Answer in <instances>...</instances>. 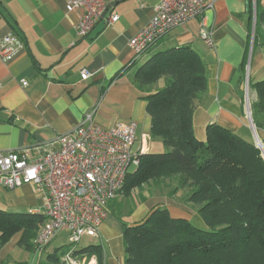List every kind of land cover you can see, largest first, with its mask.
Wrapping results in <instances>:
<instances>
[{"label":"crops","instance_id":"0c3cea01","mask_svg":"<svg viewBox=\"0 0 264 264\" xmlns=\"http://www.w3.org/2000/svg\"><path fill=\"white\" fill-rule=\"evenodd\" d=\"M157 4L158 0H109L105 15L88 37L81 38L77 25L83 11L68 13L63 0H0V42L13 33L26 45L14 61L0 59V152L27 149L35 159L94 111L93 122L102 128L117 121L136 122L137 136L151 153L157 140L150 137L146 97L164 88L165 81L141 90L134 77L157 53L186 46L205 62L208 81L194 113L196 138L206 142L207 127L214 124L250 137L247 101L257 102L250 85L264 81V41L255 44L256 14L264 11V0H214L213 9L203 17L174 29L136 59L129 42L151 21ZM112 15L118 21L109 25ZM204 28L213 33L212 47L200 38ZM84 71L91 75L87 80L82 79ZM22 80L29 85L22 87ZM259 136L264 142L263 131ZM156 206L168 209L173 218L206 228L182 192L172 198L145 196L129 213L109 205L99 237L90 238L87 246L102 248L104 264H125L124 228L144 220ZM0 211L43 215V200L31 185L16 189L0 185ZM68 236L58 235L36 254L19 246L22 233L17 234L0 251V264H45L50 254L68 248Z\"/></svg>","mask_w":264,"mask_h":264},{"label":"trees","instance_id":"16d2710c","mask_svg":"<svg viewBox=\"0 0 264 264\" xmlns=\"http://www.w3.org/2000/svg\"><path fill=\"white\" fill-rule=\"evenodd\" d=\"M261 39L264 11L256 14L255 44ZM160 80L165 86L149 93L146 110L150 137L160 140L165 152L142 156L122 192L130 197L136 189L156 187L168 191L163 197L172 198L185 191L184 201L196 208L206 228L173 218L168 209L156 206L144 220L124 228L125 264H264L261 151L251 137L215 124L207 127L206 142L196 138L194 113L208 81L206 64L191 47L157 53L134 77L141 90ZM250 88L257 93V102L251 105L254 125L264 132V81ZM45 221L44 215L0 211V251L22 233L19 246L34 252V240ZM67 249L50 254L45 264H61ZM75 254L95 255L104 264L100 246L79 248Z\"/></svg>","mask_w":264,"mask_h":264},{"label":"built area","instance_id":"2783aa9c","mask_svg":"<svg viewBox=\"0 0 264 264\" xmlns=\"http://www.w3.org/2000/svg\"><path fill=\"white\" fill-rule=\"evenodd\" d=\"M63 1L68 13L83 11L77 34L85 38L105 15L109 0ZM213 6L214 0H158L151 21L129 42L135 58L140 59L174 29L203 17ZM117 21L112 15L108 24ZM200 38L208 47L214 45L212 31L202 29ZM25 50L24 41L9 33L0 42V59L12 62ZM90 77L88 72L82 73L83 80ZM21 85L25 88L29 83L22 80ZM94 113H88L76 129L59 136L35 159L27 149L0 152V185L5 189L31 185L42 197L46 221L34 240L35 253H43L58 235H69L61 264H100L95 255L75 252L84 238L99 237L109 205L122 192L130 168L137 169L142 156L149 153L142 142L133 152L138 140L136 122L117 121L102 128L94 124Z\"/></svg>","mask_w":264,"mask_h":264},{"label":"rangeland","instance_id":"374dc122","mask_svg":"<svg viewBox=\"0 0 264 264\" xmlns=\"http://www.w3.org/2000/svg\"><path fill=\"white\" fill-rule=\"evenodd\" d=\"M246 95L248 97V92L246 91ZM249 102V100H248ZM249 107L248 109L251 110V104L250 102L248 103ZM247 109V110H248ZM248 116H249V113H248ZM254 123V121H253ZM255 126V125H254ZM251 128V126H250ZM257 130V129H256ZM251 134H250V137L252 138V141H254V138H253V130L251 128ZM259 131L257 130V134H258V137L264 147V143L262 142L260 136H259ZM159 140H157L156 143L153 144V147H152V151L151 153H163L165 152V149L163 146H158L157 143ZM141 146V136L140 134L138 135V140L136 142V145L135 147L133 148V152H136ZM135 171V168H130L129 172L130 173H133ZM163 192V193H162ZM167 190L164 191V190H158V188L156 187H150L149 189H147V187H144L143 190L141 189H136L135 191H133L132 195L130 197H126L123 192H121L117 198L115 200H113L110 205L113 207L114 210L116 211H125V212H131L133 210H135L138 205L141 203V201L145 200V196H148L149 198H161L163 197L162 195H166L167 194ZM186 192L184 191L182 193L183 197L185 196ZM92 240L90 238H84L81 243H80V247H84V246H87Z\"/></svg>","mask_w":264,"mask_h":264},{"label":"water","instance_id":"95a60500","mask_svg":"<svg viewBox=\"0 0 264 264\" xmlns=\"http://www.w3.org/2000/svg\"><path fill=\"white\" fill-rule=\"evenodd\" d=\"M248 108H250V107H248ZM248 113H249L251 128L253 130L254 143L257 146V148L261 151L262 156L264 157V147H263V145H262V143L258 137L257 130H256V127L254 126L253 119H252V112L250 109H248Z\"/></svg>","mask_w":264,"mask_h":264}]
</instances>
